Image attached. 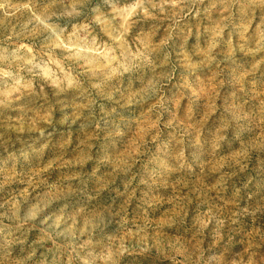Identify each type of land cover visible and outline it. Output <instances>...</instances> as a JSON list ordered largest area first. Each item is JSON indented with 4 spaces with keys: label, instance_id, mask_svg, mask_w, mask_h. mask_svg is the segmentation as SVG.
<instances>
[{
    "label": "rangeland",
    "instance_id": "rangeland-1",
    "mask_svg": "<svg viewBox=\"0 0 264 264\" xmlns=\"http://www.w3.org/2000/svg\"><path fill=\"white\" fill-rule=\"evenodd\" d=\"M0 264H264V0H0Z\"/></svg>",
    "mask_w": 264,
    "mask_h": 264
}]
</instances>
